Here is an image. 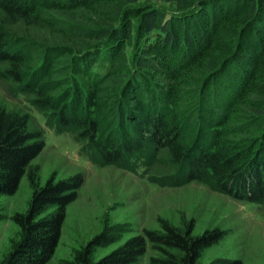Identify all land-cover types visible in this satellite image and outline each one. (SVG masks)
<instances>
[{
	"label": "trees",
	"instance_id": "16d2710c",
	"mask_svg": "<svg viewBox=\"0 0 264 264\" xmlns=\"http://www.w3.org/2000/svg\"><path fill=\"white\" fill-rule=\"evenodd\" d=\"M126 2L0 0V9L7 16L5 26H0V58L8 63L10 77L16 83L31 77L24 71L30 62V44L13 45L18 36L11 27L19 23L31 26L40 14L56 13L69 23L63 28L81 53L71 58L72 78L84 75L89 80L84 89L74 80L64 91L62 125L74 121L89 125L88 142L105 162L125 161L131 166L133 159L132 163L144 165L145 146L148 155L163 146L176 161L191 163L189 177L209 172L221 191L242 197L237 189L244 188L251 202H262L264 0H162L175 6L176 13L167 17L156 8L126 10L121 26L116 27ZM87 14L94 18L87 21ZM134 18L139 19L137 32L145 43L130 64L124 45L132 40ZM53 21L45 24L60 27ZM35 23L33 26L43 28L41 20ZM90 42L99 43L101 50L90 46L83 51ZM56 62L57 58L49 59L44 77H60L56 72L60 65L51 73ZM34 87L38 89V85ZM189 90L194 91L197 110L178 113L176 106ZM38 95L47 105L52 103L45 95ZM211 100L220 111L207 108ZM195 118L198 122L194 127L191 122ZM189 128L190 140L185 135ZM39 138L28 131L26 116L0 108V196L16 192L29 163L44 148ZM30 181L33 192L27 212L12 218L20 229V240L0 264H47L58 245L66 207L77 199L84 183L79 174L57 182L51 178L41 187ZM49 209L52 211L42 216ZM161 228L163 233L148 231L133 236L93 261L92 250L112 242L102 232L64 264H139L147 243L167 257L151 258V264H196L200 252L221 237L216 230L191 237L190 232L182 234L167 223Z\"/></svg>",
	"mask_w": 264,
	"mask_h": 264
},
{
	"label": "rangeland",
	"instance_id": "374dc122",
	"mask_svg": "<svg viewBox=\"0 0 264 264\" xmlns=\"http://www.w3.org/2000/svg\"><path fill=\"white\" fill-rule=\"evenodd\" d=\"M122 4L123 13L117 18L116 27L121 26L126 10L156 8L167 17L177 11L175 6L162 0H127ZM6 17L0 9V26H5ZM92 18L87 14V21ZM37 20L44 23L43 30L33 26L37 25ZM51 20L60 23V27H48L45 23ZM32 23L31 26L19 23L11 27L18 36L13 45L30 44V62L24 71L31 77L27 82L16 83L8 73V63L0 58V108L20 117L26 116L28 131L41 136L39 139L43 141L44 148L29 163L16 192L0 196V262L20 240V229L12 218L15 214L27 212L33 192L30 180L41 187L51 178L57 182L79 174L84 183L77 199L66 207L61 236L47 264L72 261L77 251L83 250L94 236L103 232L112 242L92 250L91 259L97 261L133 236L148 231L163 233V223L182 234L190 232L191 237L213 230L221 234L215 244L200 252L196 264H264V200L251 202L244 188L242 191L238 188L239 192L232 190L239 195L241 193L242 197L221 191L209 172L204 176L189 177L193 171L191 163L176 161L171 151L163 146L158 147L154 155H148L145 146L144 165L132 163L133 159L130 160L131 166L125 161L105 162L88 142L87 135L92 132L89 125L86 127L74 121L64 126L59 122L60 106L65 97L63 93L75 80L72 78L74 67L71 58H77L81 53L71 41L72 36L63 28L69 23L64 22L62 16L48 12L40 14ZM131 23L132 40L124 45L130 64L142 53L145 43L137 32L139 19L134 18ZM98 44L90 42L82 50L90 46L101 50ZM54 58L57 62L51 66L54 69L60 65L56 71L60 77H44L48 70L43 71V68L49 59ZM158 66L163 68L161 64ZM53 69L51 73L56 70ZM82 76L76 75L74 83L82 84L84 89L89 80ZM35 84L38 89H35ZM192 92L187 91V96L179 101L176 106L178 113L197 110V100ZM38 94L50 98V106ZM214 107L212 100L207 102L208 109L220 111ZM196 122L197 118L191 122L194 127ZM99 132L97 129V136ZM185 135L190 140L192 129L189 128ZM51 211L49 209L42 216ZM169 252L179 254L172 250ZM151 258L162 260L167 257L152 250L147 243L139 264H151Z\"/></svg>",
	"mask_w": 264,
	"mask_h": 264
}]
</instances>
